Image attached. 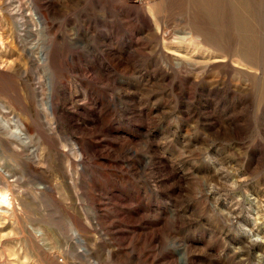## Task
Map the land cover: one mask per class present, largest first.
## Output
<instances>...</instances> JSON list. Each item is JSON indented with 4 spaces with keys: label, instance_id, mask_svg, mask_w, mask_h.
<instances>
[{
    "label": "rangeland",
    "instance_id": "rangeland-1",
    "mask_svg": "<svg viewBox=\"0 0 264 264\" xmlns=\"http://www.w3.org/2000/svg\"><path fill=\"white\" fill-rule=\"evenodd\" d=\"M0 192V264H264V0H0Z\"/></svg>",
    "mask_w": 264,
    "mask_h": 264
},
{
    "label": "bare ground",
    "instance_id": "bare-ground-1",
    "mask_svg": "<svg viewBox=\"0 0 264 264\" xmlns=\"http://www.w3.org/2000/svg\"><path fill=\"white\" fill-rule=\"evenodd\" d=\"M16 125V124H15ZM16 132H21L20 128L16 126ZM0 199L3 201V202H6V203H10V198H9V194L7 192H0Z\"/></svg>",
    "mask_w": 264,
    "mask_h": 264
}]
</instances>
